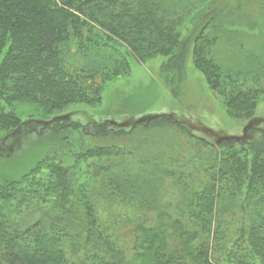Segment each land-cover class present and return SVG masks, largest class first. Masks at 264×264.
<instances>
[{"label": "trees", "instance_id": "16d2710c", "mask_svg": "<svg viewBox=\"0 0 264 264\" xmlns=\"http://www.w3.org/2000/svg\"><path fill=\"white\" fill-rule=\"evenodd\" d=\"M173 6L166 0H0V130L22 124L13 101L49 110L96 106L105 83L129 76V60L144 64L158 56L179 64L185 20ZM202 32L193 40L194 68L230 119L249 120L264 98V82L223 71L212 57L215 40ZM258 133L260 140L253 138ZM248 134L241 149L217 150L211 165L197 169L204 181L183 188L177 217L161 213L151 225L131 229L130 260L92 205L87 177L101 178L100 187L114 194L137 195L135 181L121 171L109 175L110 167L95 161L85 176L45 156L16 178L0 162V264H264V132ZM67 152L76 163L109 156L104 147ZM74 252L82 257L72 259Z\"/></svg>", "mask_w": 264, "mask_h": 264}, {"label": "rangeland", "instance_id": "374dc122", "mask_svg": "<svg viewBox=\"0 0 264 264\" xmlns=\"http://www.w3.org/2000/svg\"><path fill=\"white\" fill-rule=\"evenodd\" d=\"M166 1L183 9L180 44L186 42V52L179 64L158 56L144 64L129 60V76L105 83L96 106L49 110L28 100L13 101L10 107L22 124L14 131L0 130V162L8 166L5 175L13 171L12 178L49 156L76 174L91 176L88 167L95 161L110 167L109 175L121 171L136 182L137 195L114 194L100 187L101 178L87 177L92 205L115 231L127 260L136 224L151 225L161 213L177 217L184 207L183 188L190 191L204 181L197 169L211 165L217 150L241 149L238 143L249 139V129L264 132V98L249 120L230 119L192 56L193 40L203 28L202 34L215 40L212 57L223 71L264 82V0ZM56 128L61 132L54 133ZM253 138L261 139L259 133ZM231 141L236 143L220 146ZM94 147L107 148L109 156L76 163L67 152ZM70 257L76 260L82 253Z\"/></svg>", "mask_w": 264, "mask_h": 264}]
</instances>
